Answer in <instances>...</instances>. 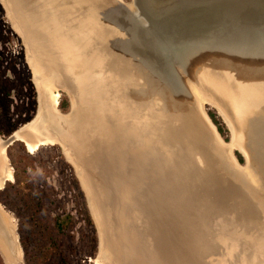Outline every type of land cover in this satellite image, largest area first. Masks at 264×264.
<instances>
[{
	"label": "water",
	"instance_id": "95a60500",
	"mask_svg": "<svg viewBox=\"0 0 264 264\" xmlns=\"http://www.w3.org/2000/svg\"><path fill=\"white\" fill-rule=\"evenodd\" d=\"M2 1L41 75L78 97L44 132L78 159L118 264H264V0Z\"/></svg>",
	"mask_w": 264,
	"mask_h": 264
},
{
	"label": "rangeland",
	"instance_id": "374dc122",
	"mask_svg": "<svg viewBox=\"0 0 264 264\" xmlns=\"http://www.w3.org/2000/svg\"><path fill=\"white\" fill-rule=\"evenodd\" d=\"M15 38L17 48L12 43ZM27 53L0 0V138L6 140L20 130L19 138L12 144L0 146V165L7 161L12 172V178L0 186V216L9 226L12 242L9 241L10 258H5L0 250V264H29L31 256L42 251L48 254L46 264H62V256L68 264H106L99 260L98 228L75 167L58 142L40 144L36 132L33 134L40 93ZM47 93V102H56L55 112L67 115L71 111L67 90L49 87ZM204 110L207 114L214 110L221 118L227 129L226 135L221 134L225 143L237 141L214 105L205 103ZM34 140L38 145L32 152L26 142L33 144ZM229 150L234 159L239 161L237 154L242 157L240 165L246 163L243 153L234 145ZM66 215L70 219L61 232L57 218Z\"/></svg>",
	"mask_w": 264,
	"mask_h": 264
},
{
	"label": "bare ground",
	"instance_id": "6f19581e",
	"mask_svg": "<svg viewBox=\"0 0 264 264\" xmlns=\"http://www.w3.org/2000/svg\"><path fill=\"white\" fill-rule=\"evenodd\" d=\"M3 3H4V6H6L7 3L5 1ZM13 26L16 29V31L20 33V30H19L18 25H17L16 22H15V24L13 22ZM81 35H82V33H81ZM24 43H26V40L25 39H24ZM26 52H28L27 53V55H28V63L30 64L31 70L33 72V78L35 80V83H36L37 86H39L38 88L41 89L39 91V93H40V97H39V107H38V114H37V117H36V122L33 125L35 127L34 128L35 130L33 129L34 130L33 131V134H35V132H36L37 137L40 138V140H37L38 143H40V144H44L45 142L46 143L47 142H50V143H52V142L53 143L54 142H59L61 144L63 150H64V153L66 154L67 159L75 167V171H78L80 169L79 166H78V164H77V162H76V161H78V159H76L75 155H72V153L69 152V148H68L67 144H65V141L64 140H60L57 137H54V135L51 134L50 132H47V134H46V132H44L47 129L48 126L51 127L54 124H56L57 122H59V120L55 117L56 115L54 114V112L56 111V110H54L55 109V106H56V102L54 101V99L51 100V101H49V102H47L48 101V93H47L48 88L49 87L55 88V87L61 86L62 88H64L65 90H67V92L71 96V101H72L73 109L77 105L76 103H78V97L74 93H73V96L71 95V93L68 90L67 86L65 87V84L60 80L61 77L55 76V78H53V77H51V74H50V76L49 75L42 76L41 75V71H40V69L38 68V66L36 64L37 62H36V60L33 57V54H32L33 51L32 50H28L26 48ZM53 75L54 74H52V76ZM219 112L222 113V114H224L225 119L227 120L228 124L230 125L231 130L233 131V135L232 136L233 137H236L237 136L238 139H239L240 136H239L238 132H235V128L232 125V123L229 120V118L227 117V115L220 108H219ZM29 140H31V139H29ZM34 142H35V140H34ZM26 143H27L28 149L30 151H32V152L35 150L36 146L38 145V144H36V142L32 144L31 141H29V142L27 141ZM234 143H236L238 145L237 141H234ZM239 143H240V141H239ZM0 146H2L3 148H5V145L2 144V142L0 143ZM234 146H235V144H234ZM239 147H240V145H239ZM239 149L241 150V147ZM0 170H1V172H0V186H1L4 181L10 180L12 178V172L10 170V166H9V164H8L7 161H4V165L2 163V167L0 165ZM78 173H79V171L77 172V174ZM84 182H85V180H84ZM84 187L86 188L87 186H84ZM85 188H83V189H85ZM139 192H142V191H139ZM118 193H119V195L121 194V192H118ZM220 194L219 195H220L221 199L217 195V198H215V202L213 201V203H214L213 205L214 206H218L220 204V202L221 203H224L225 202V196L226 195L223 194L222 192ZM115 196H117V195L115 194ZM140 196L143 197V195H140ZM131 197H134V199H136L137 198V195L135 194V195H132ZM113 199L115 200L116 198H113ZM145 202L146 201H144V200H142V201H140L138 203H135L134 202V205L136 207H143L144 204H145ZM211 208L214 209L213 206ZM92 209L95 212L93 205H92ZM0 213H1V211H0ZM140 215H144L145 216V213H142L140 211ZM109 218H111V217L109 216ZM103 221H104V218H103ZM103 221H101L99 223V225H98V227H99L98 228V233H99V241H100L99 260L102 263H106V264H118V259H117V256H115L113 254L114 252H113V249L111 247L112 244H110L111 242L109 240V237H108V239L106 237L107 234H106V229H105V226H104V222ZM95 225H96V223H95ZM114 225H117L118 226V224H116V223H114ZM13 226H14V224L11 226V230L12 231H13ZM8 227H9L8 224L6 223V225H5L4 220H2V217L0 216V250L4 252V257L5 258H7L6 256H9L8 258L11 257L10 256V246H9V241H10V243H12L11 242V231H10V229ZM152 228H153V231H154V233L156 235V230L157 229L154 227V225H153ZM127 229H125V231H123L122 234H124V232H125V234L131 235V234H134V233L136 234V232H137V230L134 232L132 230H127ZM128 232H129V234H128ZM109 235H110V232H109ZM110 236H112V235H110ZM146 239H148V237H147L146 233H143L142 234V240L141 241L139 240V242H137V244H140V245L143 246V243L145 242ZM168 240H169V238H167V243L170 242ZM170 244L171 243H169V245H167V246H168V249H171L172 250V244H171V246H170ZM130 249H131V245H130ZM134 251H137V253H139L138 255L140 257H138L137 259H132V260H135V263H139V262L142 263V261L144 260L143 253H140L142 251V249H140L139 247H134V249L131 250V252L134 253ZM17 254H18V257L21 254V251H20L19 248H18Z\"/></svg>",
	"mask_w": 264,
	"mask_h": 264
},
{
	"label": "trees",
	"instance_id": "16d2710c",
	"mask_svg": "<svg viewBox=\"0 0 264 264\" xmlns=\"http://www.w3.org/2000/svg\"><path fill=\"white\" fill-rule=\"evenodd\" d=\"M10 38V37H9ZM5 41H7V38L5 37ZM66 103H63V106ZM208 115L211 118L212 122L216 125L218 131L224 136L227 134V129L225 128V125L223 124V122L221 121V118L216 114V112L214 110H209L208 111ZM1 128V127H0ZM1 133V131H0ZM238 159L240 162H243L242 157L237 154ZM70 219V215H66L60 218H57V228L61 231L64 232L65 228L68 225V220ZM90 224H91V220H90ZM46 250V249H45ZM28 253V252H27ZM48 254L46 252L42 251V254L40 253L39 255H32V262H29V264H46L47 262V256ZM62 264H68V262L66 261V259L62 256Z\"/></svg>",
	"mask_w": 264,
	"mask_h": 264
},
{
	"label": "built area",
	"instance_id": "2783aa9c",
	"mask_svg": "<svg viewBox=\"0 0 264 264\" xmlns=\"http://www.w3.org/2000/svg\"><path fill=\"white\" fill-rule=\"evenodd\" d=\"M16 39H17V38H15V39L13 40V42H12V43L14 44V47H15V48H17V45L15 44V43H16Z\"/></svg>",
	"mask_w": 264,
	"mask_h": 264
}]
</instances>
